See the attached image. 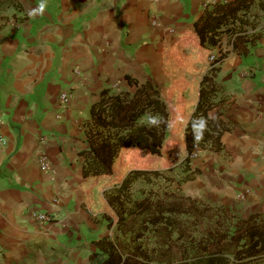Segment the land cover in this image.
Masks as SVG:
<instances>
[{
    "label": "crops",
    "instance_id": "1",
    "mask_svg": "<svg viewBox=\"0 0 264 264\" xmlns=\"http://www.w3.org/2000/svg\"><path fill=\"white\" fill-rule=\"evenodd\" d=\"M238 0H0V264H91L108 232L104 188L85 177L87 122L100 92L130 91L129 75L168 100L178 45L198 21ZM264 0L230 50L210 112L227 123L223 149H206L190 188L242 216L264 212ZM156 23V24H155ZM134 90V91H135ZM70 91L67 103L60 95ZM131 91V92H134ZM50 169L42 170L41 157ZM37 214L53 217L41 222Z\"/></svg>",
    "mask_w": 264,
    "mask_h": 264
},
{
    "label": "trees",
    "instance_id": "2",
    "mask_svg": "<svg viewBox=\"0 0 264 264\" xmlns=\"http://www.w3.org/2000/svg\"><path fill=\"white\" fill-rule=\"evenodd\" d=\"M252 4L238 0L202 16L197 34L177 47L180 67L166 68L173 79L168 100L153 83L129 75L134 92H100L86 125L84 173L92 187L104 188V217L118 235L96 242L91 264H264V212L237 217L176 193L143 200L132 196L138 180L171 183L179 174L192 180L200 170L192 169L191 158L199 150L223 149L221 139L230 128L210 116L223 91L217 77L230 53L223 40L235 37L234 51L243 40L256 45L259 34H242L246 26L254 27L248 16ZM146 115L157 120L142 123ZM151 229L165 235L152 257L142 247Z\"/></svg>",
    "mask_w": 264,
    "mask_h": 264
},
{
    "label": "rangeland",
    "instance_id": "3",
    "mask_svg": "<svg viewBox=\"0 0 264 264\" xmlns=\"http://www.w3.org/2000/svg\"><path fill=\"white\" fill-rule=\"evenodd\" d=\"M135 87L130 89V91H134ZM175 118V117H174ZM157 119L150 116L146 115L143 117L142 123L145 124H152L156 121ZM204 150H199L197 154H195L191 158V164L192 162L195 161L196 157L200 156V153ZM179 155L176 154V165L180 164L181 158L178 157ZM177 173H180L177 172ZM185 174H179L175 176L173 182H166L164 179L159 178L157 180H153L151 182H148L146 180H138L136 181L133 186H132V196L136 200H143L145 198H150V199H156L157 197H164L167 193H176L178 195H182L184 197H189L194 200H198L201 203H204L208 206L214 207V208H226L223 206H220L218 204H213V203H205L203 200L198 199L197 196H195V191L193 188H190V183L188 181H183V178L185 177ZM229 212H231L233 215L237 217H243L241 213L237 212L236 210L226 208ZM111 211V210H110ZM112 212V211H111ZM113 213V212H112ZM103 221L106 223L108 232L105 236L110 237L111 239H115L116 236L118 235V232L115 229V226L112 228H109V222L107 218L104 217L103 215ZM165 236V235H164ZM158 233H156V230H150L147 232L145 238L143 239V249L148 251L151 254L152 257V249L156 247L164 237ZM96 251V242L94 246V251L92 254ZM91 254V255H92ZM91 262V259H90Z\"/></svg>",
    "mask_w": 264,
    "mask_h": 264
},
{
    "label": "built area",
    "instance_id": "4",
    "mask_svg": "<svg viewBox=\"0 0 264 264\" xmlns=\"http://www.w3.org/2000/svg\"><path fill=\"white\" fill-rule=\"evenodd\" d=\"M70 97H71L70 91H64L60 95V100L62 101V103H67L70 100ZM0 125H1V122H0ZM5 142H6V139L2 135H0V149L3 148ZM40 166H41L42 170H44V171H47L50 169V163L45 156L41 157ZM36 219L38 221L46 222V223H55L56 222V220L53 217H51L50 215H47V214H37Z\"/></svg>",
    "mask_w": 264,
    "mask_h": 264
},
{
    "label": "clouds",
    "instance_id": "5",
    "mask_svg": "<svg viewBox=\"0 0 264 264\" xmlns=\"http://www.w3.org/2000/svg\"><path fill=\"white\" fill-rule=\"evenodd\" d=\"M203 126V122L201 121V127Z\"/></svg>",
    "mask_w": 264,
    "mask_h": 264
}]
</instances>
